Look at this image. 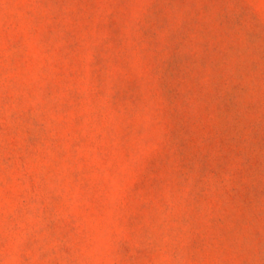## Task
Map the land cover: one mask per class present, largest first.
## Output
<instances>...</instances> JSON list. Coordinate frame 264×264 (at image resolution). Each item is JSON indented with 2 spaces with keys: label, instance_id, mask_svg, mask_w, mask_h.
I'll list each match as a JSON object with an SVG mask.
<instances>
[{
  "label": "rangeland",
  "instance_id": "374dc122",
  "mask_svg": "<svg viewBox=\"0 0 264 264\" xmlns=\"http://www.w3.org/2000/svg\"><path fill=\"white\" fill-rule=\"evenodd\" d=\"M0 264H264V0H0Z\"/></svg>",
  "mask_w": 264,
  "mask_h": 264
}]
</instances>
